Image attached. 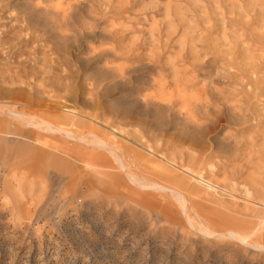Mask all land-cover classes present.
I'll return each mask as SVG.
<instances>
[{"label": "rangeland", "instance_id": "obj_1", "mask_svg": "<svg viewBox=\"0 0 264 264\" xmlns=\"http://www.w3.org/2000/svg\"><path fill=\"white\" fill-rule=\"evenodd\" d=\"M0 264H264V0H0Z\"/></svg>", "mask_w": 264, "mask_h": 264}, {"label": "bare ground", "instance_id": "obj_2", "mask_svg": "<svg viewBox=\"0 0 264 264\" xmlns=\"http://www.w3.org/2000/svg\"><path fill=\"white\" fill-rule=\"evenodd\" d=\"M28 123L29 124H31L32 125V127H35V128H37L38 130H42V131H51L50 133H59V134H62V135H65V136H67V137H69V138H74V134H72L71 133V131H67V129L65 130V129H63V128H59V127H54V126H52V125H50V127H48L49 125L48 124H45V125H48V126H46V127H44L45 125H44V122H43V125L44 126H42V124L41 123H33L32 121H31V119H28ZM46 123V122H45ZM83 136H81V138H82ZM80 138V137H79ZM79 138H75V139H78V140H81V139H79ZM82 140H85L86 141V143H88V144H91V145H93V146H95V147H97V148H99V149H104L110 156H111V158L114 160V163L115 164H117L120 168H122V169H124V170H126V162L125 161H123V159L121 158V156L118 154V152L114 149V148H112V147H110L107 143H104L101 139H99V138H97V137H93V139L91 140V141H89L88 139V141L86 140V139H84V138H82ZM81 140V141H82ZM85 141H84V143H85ZM134 162H135V160H134ZM167 163H169V162H167ZM125 164V165H124ZM134 164V163H133ZM170 164V163H169ZM186 170L188 171V172H190V173H195V174H197V175H200V173H198L197 171H195V169L194 168H192V166L191 165H188L187 166V168H186ZM127 171V170H126ZM125 171V175L130 179V181L132 182V183H134V184H137V185H145V183H142L140 180H138V177H136L134 174H132V173H130V171L129 172H126ZM147 182V181H146ZM152 183V182H151ZM150 183V184H151ZM147 184V183H146ZM155 185H157V184H155ZM153 183H152V186H155ZM148 187V186H147ZM149 187H151V185L149 186ZM156 187V186H155ZM160 190H161V187H160ZM166 190V189H165ZM229 234L228 235H230V236H239L237 233L235 234V233H232V232H228ZM239 238L240 239H242V240H245V237H243V236H239ZM241 240V241H242ZM245 242V241H244Z\"/></svg>", "mask_w": 264, "mask_h": 264}]
</instances>
